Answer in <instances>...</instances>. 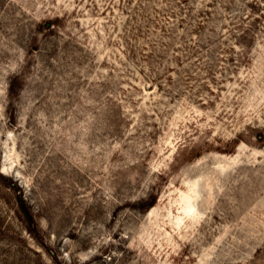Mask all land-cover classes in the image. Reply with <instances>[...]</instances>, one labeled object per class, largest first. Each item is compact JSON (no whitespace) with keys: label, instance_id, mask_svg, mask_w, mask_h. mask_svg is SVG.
Segmentation results:
<instances>
[{"label":"rangeland","instance_id":"1","mask_svg":"<svg viewBox=\"0 0 264 264\" xmlns=\"http://www.w3.org/2000/svg\"><path fill=\"white\" fill-rule=\"evenodd\" d=\"M0 264H264V0H0Z\"/></svg>","mask_w":264,"mask_h":264},{"label":"trees","instance_id":"2","mask_svg":"<svg viewBox=\"0 0 264 264\" xmlns=\"http://www.w3.org/2000/svg\"><path fill=\"white\" fill-rule=\"evenodd\" d=\"M20 208L22 209V211L26 215L27 219L29 221H32L33 220V216H32L30 210L28 209V207H27V205H26V203L24 201H21Z\"/></svg>","mask_w":264,"mask_h":264}]
</instances>
